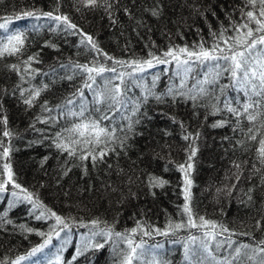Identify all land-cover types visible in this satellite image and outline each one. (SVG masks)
Returning a JSON list of instances; mask_svg holds the SVG:
<instances>
[{"label":"trees","instance_id":"obj_1","mask_svg":"<svg viewBox=\"0 0 264 264\" xmlns=\"http://www.w3.org/2000/svg\"><path fill=\"white\" fill-rule=\"evenodd\" d=\"M7 22L0 264H264V0H0Z\"/></svg>","mask_w":264,"mask_h":264},{"label":"rangeland","instance_id":"obj_2","mask_svg":"<svg viewBox=\"0 0 264 264\" xmlns=\"http://www.w3.org/2000/svg\"><path fill=\"white\" fill-rule=\"evenodd\" d=\"M8 20H11V19H8ZM8 23L9 22H7V23H5V24H7L8 25ZM10 33L9 32V25L7 26V28H4V29H0V36L2 35V34H4V33ZM61 226L63 227V228H65L64 226H63V224L61 223ZM63 228H60L59 229V231L57 232V234L55 235L57 238H61L62 239V241L63 242H70V240L73 238V235L75 234V233H73V231L72 230H70L69 228H67L66 229V231L65 232H63ZM78 233H80V232H78ZM77 233V234H78ZM77 234H75L77 237L78 236H80V237H78L79 238V240H78V244L79 243H81L82 241H84L85 239H84V237H81V235L79 234V235H77ZM62 242V243H63ZM77 244V245H78Z\"/></svg>","mask_w":264,"mask_h":264}]
</instances>
